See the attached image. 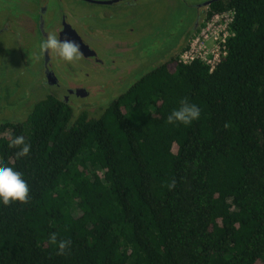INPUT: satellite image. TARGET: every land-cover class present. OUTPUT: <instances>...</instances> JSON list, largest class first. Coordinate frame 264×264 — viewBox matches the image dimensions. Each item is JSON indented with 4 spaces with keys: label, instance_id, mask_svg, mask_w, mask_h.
Listing matches in <instances>:
<instances>
[{
    "label": "trees",
    "instance_id": "trees-1",
    "mask_svg": "<svg viewBox=\"0 0 264 264\" xmlns=\"http://www.w3.org/2000/svg\"><path fill=\"white\" fill-rule=\"evenodd\" d=\"M211 7L236 12L213 70L177 55L99 116L48 96L0 124V161L30 188L0 203V264H264V0ZM185 97L200 119L168 124Z\"/></svg>",
    "mask_w": 264,
    "mask_h": 264
},
{
    "label": "flooded vegetation",
    "instance_id": "flooded-vegetation-1",
    "mask_svg": "<svg viewBox=\"0 0 264 264\" xmlns=\"http://www.w3.org/2000/svg\"><path fill=\"white\" fill-rule=\"evenodd\" d=\"M215 1L218 0L194 1L197 14L188 31L184 32V42L180 49H176L174 55L163 61L164 63L174 56H180L188 47L205 20L214 13H211V5ZM142 2L143 0H11L8 6H11L13 17L18 21L23 12L37 14L36 19L41 26L43 40L47 39L48 34L58 39L67 36L79 44L83 53L78 61L70 64L63 61L55 51L39 49L40 67L37 70L44 77L39 89L30 96L29 108L33 105V96L46 90L45 96L39 99L33 108L40 100L54 96L64 99L76 113L75 109H82L83 112L85 107H90V100H84L91 96L94 85L108 84L114 89L111 97L114 98L118 95L116 88L124 79H132L133 86L141 77L155 69L156 67L151 68L138 79V76H134L144 62L141 58L144 53L140 56L132 53L137 49V40H131V36L140 31L137 25L139 26L142 17L140 9L137 11L136 6ZM93 92L95 94L94 90ZM110 103H104L103 108ZM29 114L28 110L27 116Z\"/></svg>",
    "mask_w": 264,
    "mask_h": 264
},
{
    "label": "rangeland",
    "instance_id": "rangeland-1",
    "mask_svg": "<svg viewBox=\"0 0 264 264\" xmlns=\"http://www.w3.org/2000/svg\"><path fill=\"white\" fill-rule=\"evenodd\" d=\"M194 1L197 0H143L136 6L137 11H141L142 21L137 25L140 31L131 36V40H137V49L132 53L136 56L144 53L141 57L144 62L134 74L135 77L138 76L136 79L164 63L168 56L180 49L184 42V32L188 31L197 14ZM10 2L11 0H0V4H3L0 5V124L25 120L28 110L30 113L33 105L46 92L40 91L37 96H33V105L29 108L30 96L39 89L44 77L37 70L40 67L38 52L41 49L40 41L43 40L42 30L36 13L23 12L19 21L13 17L11 6H8ZM133 83L132 79H124L118 83L119 87L115 91L118 95L114 98H111L114 89L108 84L94 85L91 96L84 100H90V107H85L84 110L92 116H99L104 103L113 101ZM75 110L77 113L82 111Z\"/></svg>",
    "mask_w": 264,
    "mask_h": 264
},
{
    "label": "clouds",
    "instance_id": "clouds-1",
    "mask_svg": "<svg viewBox=\"0 0 264 264\" xmlns=\"http://www.w3.org/2000/svg\"><path fill=\"white\" fill-rule=\"evenodd\" d=\"M40 47L49 52L55 51L63 61L70 64L78 61L83 55L79 44L67 36L58 39L56 36L48 34L47 39L40 43ZM201 113V106L185 97L180 99L178 106L170 111L166 121L170 125H191L200 119ZM8 147L15 149L17 160L28 156L31 151V144L26 142L23 135H17L11 139ZM171 186L169 185V187ZM29 193V183L24 173L14 166L0 161V203L5 206L15 202L27 203L30 199ZM49 240L57 246V253L61 255L65 254L72 244L70 239L60 237L56 232L49 234Z\"/></svg>",
    "mask_w": 264,
    "mask_h": 264
},
{
    "label": "built area",
    "instance_id": "built-area-1",
    "mask_svg": "<svg viewBox=\"0 0 264 264\" xmlns=\"http://www.w3.org/2000/svg\"><path fill=\"white\" fill-rule=\"evenodd\" d=\"M234 9L214 12L207 18L199 32L193 37L188 47L181 52L179 59L184 63L200 60L213 70L227 53L225 45L232 32L235 20Z\"/></svg>",
    "mask_w": 264,
    "mask_h": 264
}]
</instances>
